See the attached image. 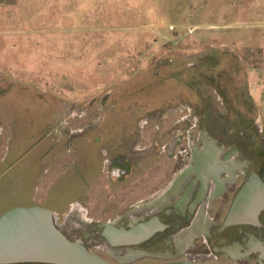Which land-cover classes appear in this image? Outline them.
I'll return each mask as SVG.
<instances>
[{"label":"rangeland","instance_id":"obj_1","mask_svg":"<svg viewBox=\"0 0 264 264\" xmlns=\"http://www.w3.org/2000/svg\"><path fill=\"white\" fill-rule=\"evenodd\" d=\"M0 65V214L38 206L78 225L73 205L114 220L136 198L122 191L180 171L176 136L196 145L205 112L207 135L264 167V0H15L0 5ZM130 142L121 176L99 152L114 162Z\"/></svg>","mask_w":264,"mask_h":264},{"label":"flooded vegetation","instance_id":"obj_2","mask_svg":"<svg viewBox=\"0 0 264 264\" xmlns=\"http://www.w3.org/2000/svg\"><path fill=\"white\" fill-rule=\"evenodd\" d=\"M208 116L205 112L204 120L199 124L196 145L190 140L187 143L185 128L182 136H176L184 138L177 150L178 158L173 159L175 164L180 163L181 169L168 179L167 184L164 181L169 174L156 173L152 169L141 183L121 192L136 197L127 206L130 210L105 222L92 219L87 208L72 205L71 213L79 211L83 218L77 220L78 225L71 221L70 214L61 222L55 218L61 232L62 227L71 221L69 230L62 232L67 239L69 234L83 230L79 238L69 240L80 242L90 252V249L100 251L101 255L92 253L112 264H264V208L258 209L255 219L224 223L236 194L252 173L264 185V167L261 161L251 164L249 159L239 156L240 148L233 143H226L229 147L224 148L223 144L207 135ZM194 129H197L196 125L191 126V131ZM78 131L76 134L83 133L85 129ZM150 133L148 131L141 138L140 145L153 142ZM165 140L167 135L164 131L161 141ZM176 142L179 140H173L162 149L163 145L159 146L167 161ZM124 145L118 147L117 161L114 162L106 159V151L99 152L104 157L103 164L115 165L121 176H125L129 164L139 152V143L130 142L129 147ZM146 148H152L150 154L153 156L158 145ZM238 156L240 160L236 158ZM162 183L166 186L159 187ZM139 195L144 198H137ZM105 224L127 233L149 225V233L136 239H118L117 244H111L103 235L108 231Z\"/></svg>","mask_w":264,"mask_h":264},{"label":"water","instance_id":"obj_3","mask_svg":"<svg viewBox=\"0 0 264 264\" xmlns=\"http://www.w3.org/2000/svg\"><path fill=\"white\" fill-rule=\"evenodd\" d=\"M259 208H264V185L252 173L236 194L224 223H243L255 219ZM104 226L108 231L103 235L111 244H117L118 239H136L149 233V225L128 233L118 232L106 224ZM0 264L112 263L90 252L80 242L67 239L56 225L52 211L32 206L13 208L0 214Z\"/></svg>","mask_w":264,"mask_h":264},{"label":"crops","instance_id":"obj_4","mask_svg":"<svg viewBox=\"0 0 264 264\" xmlns=\"http://www.w3.org/2000/svg\"><path fill=\"white\" fill-rule=\"evenodd\" d=\"M4 66L0 65V69L3 68ZM1 97H3L4 95H0ZM0 127H2V131L0 132V164L2 163V160L4 158V151H5V144L2 142L1 138L4 136L5 134V124L4 122L0 119ZM3 172V171H2ZM2 172L0 173V175H2Z\"/></svg>","mask_w":264,"mask_h":264},{"label":"trees","instance_id":"obj_5","mask_svg":"<svg viewBox=\"0 0 264 264\" xmlns=\"http://www.w3.org/2000/svg\"><path fill=\"white\" fill-rule=\"evenodd\" d=\"M2 4L8 5V6L14 5L15 4V0H0V5H2ZM244 89H245V93H246V91H247L246 84H245V88ZM245 101H246L245 103H246L247 109L248 110H252V102H251V98H250L248 93H246V100ZM239 116H241V115L239 114Z\"/></svg>","mask_w":264,"mask_h":264}]
</instances>
